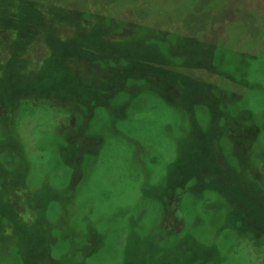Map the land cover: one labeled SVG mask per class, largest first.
<instances>
[{"label": "rangeland", "instance_id": "rangeland-1", "mask_svg": "<svg viewBox=\"0 0 264 264\" xmlns=\"http://www.w3.org/2000/svg\"><path fill=\"white\" fill-rule=\"evenodd\" d=\"M0 264H264V0H0Z\"/></svg>", "mask_w": 264, "mask_h": 264}]
</instances>
